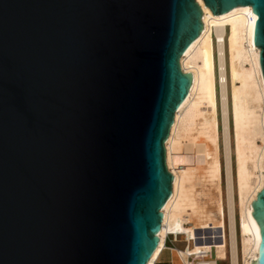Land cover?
I'll return each mask as SVG.
<instances>
[{
    "label": "water",
    "instance_id": "obj_1",
    "mask_svg": "<svg viewBox=\"0 0 264 264\" xmlns=\"http://www.w3.org/2000/svg\"><path fill=\"white\" fill-rule=\"evenodd\" d=\"M203 2L251 7L264 80V0ZM202 27L196 0H0V264L148 263Z\"/></svg>",
    "mask_w": 264,
    "mask_h": 264
},
{
    "label": "bare ground",
    "instance_id": "obj_2",
    "mask_svg": "<svg viewBox=\"0 0 264 264\" xmlns=\"http://www.w3.org/2000/svg\"><path fill=\"white\" fill-rule=\"evenodd\" d=\"M196 1L202 10L203 27L198 37L180 57V67L184 73H191L192 82L186 98L174 114L173 123L164 144L166 167L173 176L172 191L162 208L163 218L158 233V246L147 264H156L159 260L162 251L166 248L165 242L168 235H173L176 238L178 235H183L185 240H189L193 244L192 247L185 250H176L181 260L185 261L184 256L195 255L196 258H199L197 264H215L212 259H204L205 256L209 257V244L213 242L218 247L217 256L222 258L224 255L222 250L224 227L222 218H213L208 213V209H205L208 207L205 203V208L202 207L204 204L199 206L197 204L199 201L196 202L197 199L192 195L193 190H188L186 187L187 182L200 176L201 180L204 181L205 179L206 181L207 179V181H210V185L216 184L219 189L221 170L217 154L213 33L217 40L222 97L231 264H238L236 251L238 228L235 218L227 125L224 58L226 36L232 83V116L236 144V188L240 209L238 224L241 235L243 264H250V260L253 261L258 257L260 243L259 226L251 214V204L264 186V80L259 62L260 50L253 43L254 13L250 6H236L220 15H213L211 10L205 6L203 0ZM227 28L229 30L228 34H226ZM254 103L258 104L257 106L261 105L259 107L261 108V115L255 114L251 108L252 106L250 107ZM199 106L205 108L200 109ZM257 134H262L263 144L261 147H258L252 139V135ZM187 135L195 136L198 140L211 144L209 146H211L212 155L206 167L203 166L202 168L198 163L189 167L184 163V156L181 152L183 149L181 138ZM210 150L208 151L210 152ZM253 170L259 172L258 176H255V181ZM215 208L220 217L222 215L220 204ZM183 212L191 213V223L195 233H197V239L189 231L184 230L181 216Z\"/></svg>",
    "mask_w": 264,
    "mask_h": 264
},
{
    "label": "rangeland",
    "instance_id": "obj_3",
    "mask_svg": "<svg viewBox=\"0 0 264 264\" xmlns=\"http://www.w3.org/2000/svg\"><path fill=\"white\" fill-rule=\"evenodd\" d=\"M228 28L226 30V34H228ZM212 41L214 45V65H215V91H216V110H217V154L220 160V183H219V189L217 188L216 184L210 185V181L206 179L201 180L199 178L200 176H197V178L193 179V181L187 182L186 187L188 190H193L192 195L195 196L196 202L199 206H202L205 208L208 213L213 218H222L223 220V240H222V250H223V257L220 258L217 256L218 247L217 244L210 243V254L209 259H212L215 261V264H231V243H230V229H229V211H228V198H227V181H226V158H225V147H224V128H223V113H222V97H221V87H220V78H219V62H218V52H217V40L215 38L214 33L212 34ZM224 47H225V78H226V106H227V125H228V138H229V147H230V163H231V169H232V181H233V191H234V208H235V218L237 222V228L238 233L236 236V251H237V259L238 264H243V256H242V247H241V235L239 232V203H238V195H237V188H236V154H235V133H234V127H233V116H232V96H231V75H230V65H229V51H228V40L227 36L225 37L224 41ZM248 67V66H247ZM239 85V84H238ZM258 104H251L250 107L254 110L255 114L261 115V105L257 106ZM200 109H204V106H199ZM192 109V108H191ZM252 139L254 143L261 147L263 144V138L262 134L252 135ZM181 144L183 149L181 150L182 155L184 156V163L189 166H195L197 163L200 167L203 168L208 165V162L210 161L212 152H211V144H206L202 140H198L195 136H183L181 138ZM186 147V148H184ZM209 148V149H208ZM210 150V152L208 151ZM166 158H167V152H166ZM167 162V161H166ZM167 165V163H166ZM254 174V181L255 176H258L259 172L258 170H253ZM209 183V184H207ZM213 183V182H212ZM216 186V187H215ZM211 187V188H209ZM216 192V194H215ZM218 192V193H217ZM216 196H215V195ZM214 195V196H213ZM216 197V199H215ZM218 197V198H217ZM219 200V202H218ZM211 201V202H210ZM215 201V202H214ZM218 203H217V202ZM209 202V203H208ZM214 203V204H213ZM220 204L222 215L219 217V213L217 214V210L215 206ZM201 204V205H200ZM213 206V207H212ZM215 208L214 210H212ZM211 209V211H210ZM183 221L182 225L184 230L189 231L191 234L194 235V237L197 239V233H195L194 228L192 227L191 223V213L190 212H183L181 214ZM170 237V238H169ZM189 247H192V243L189 242ZM166 246L169 247V249L165 250V254L167 257L166 264H184V260L179 257L176 250H184L187 246V242L185 241V237L183 235H178L177 238L173 235H168L166 238ZM201 248V247H199ZM172 258V259H171ZM180 259V260H179Z\"/></svg>",
    "mask_w": 264,
    "mask_h": 264
},
{
    "label": "built area",
    "instance_id": "obj_4",
    "mask_svg": "<svg viewBox=\"0 0 264 264\" xmlns=\"http://www.w3.org/2000/svg\"><path fill=\"white\" fill-rule=\"evenodd\" d=\"M185 241L187 242V246L185 247V249H187L189 247L188 244L190 241L189 240H185ZM184 258H185L184 264H197V262L199 260V258H196L195 255H187V256H184ZM206 258H207V256L204 257V259H206Z\"/></svg>",
    "mask_w": 264,
    "mask_h": 264
},
{
    "label": "crops",
    "instance_id": "obj_5",
    "mask_svg": "<svg viewBox=\"0 0 264 264\" xmlns=\"http://www.w3.org/2000/svg\"><path fill=\"white\" fill-rule=\"evenodd\" d=\"M165 245H166V242H165ZM166 249H169V248L166 246V248L162 251V253L159 257V260L156 262V264H166L167 257H166V255H164Z\"/></svg>",
    "mask_w": 264,
    "mask_h": 264
}]
</instances>
